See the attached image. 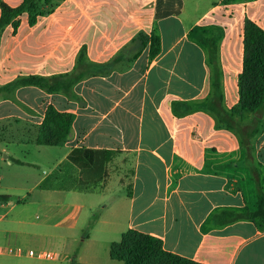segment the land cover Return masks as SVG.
<instances>
[{"label": "crops", "instance_id": "obj_1", "mask_svg": "<svg viewBox=\"0 0 264 264\" xmlns=\"http://www.w3.org/2000/svg\"><path fill=\"white\" fill-rule=\"evenodd\" d=\"M52 3L36 25L23 15L0 33V89L77 68L85 77L70 93L0 94V247L11 249L0 264H114L110 246L131 229L202 264H264L259 223L219 227L213 218L253 208L255 198L239 136L206 110L213 69L204 42L218 45L231 109L245 21L264 29V0ZM151 37L160 40L155 57ZM49 106L75 116L62 146L29 140ZM255 149L264 171V143Z\"/></svg>", "mask_w": 264, "mask_h": 264}, {"label": "trees", "instance_id": "obj_2", "mask_svg": "<svg viewBox=\"0 0 264 264\" xmlns=\"http://www.w3.org/2000/svg\"><path fill=\"white\" fill-rule=\"evenodd\" d=\"M54 8L52 0H23L17 7H11L0 0V33L9 25L18 27V18L23 15H27L29 24L34 26L40 17L51 14ZM147 41L151 42V57H155L160 49V40L151 37ZM204 42L208 47L209 64L213 69V83L206 110L215 117L219 128L230 130L239 136L241 147L245 151L244 165L249 170L248 186L255 198L253 208L222 211L215 213L213 218L219 227L250 220L264 228V171L255 159L256 143L264 132V29L249 19L245 21L239 101L231 109L225 105L218 45L211 38ZM84 60L85 57L81 54L79 62ZM83 77L85 74L78 71V68L70 74L51 78L24 77L1 88L0 94L21 86H36L53 93H70L74 84ZM74 121L73 114L62 113L49 106L43 123L36 127L29 140L41 146H62L70 138ZM5 198L0 196L1 200ZM109 252L114 264H202L170 253L164 249L159 238L132 229L124 233L119 242L113 243Z\"/></svg>", "mask_w": 264, "mask_h": 264}, {"label": "built area", "instance_id": "obj_3", "mask_svg": "<svg viewBox=\"0 0 264 264\" xmlns=\"http://www.w3.org/2000/svg\"><path fill=\"white\" fill-rule=\"evenodd\" d=\"M264 143V132L262 133V135L260 136V138L258 139L257 143H256V147L259 148L261 146V144ZM11 251V249L9 248H5V247H0V254L6 253ZM28 255H31L32 253H27ZM37 258L39 259H46L47 257L50 256L49 253L47 252H39L37 254H34Z\"/></svg>", "mask_w": 264, "mask_h": 264}, {"label": "rangeland", "instance_id": "obj_4", "mask_svg": "<svg viewBox=\"0 0 264 264\" xmlns=\"http://www.w3.org/2000/svg\"><path fill=\"white\" fill-rule=\"evenodd\" d=\"M82 249H86L85 246L82 247ZM85 251H86V250H85ZM100 254H103V251H100ZM106 255H107V253H106Z\"/></svg>", "mask_w": 264, "mask_h": 264}]
</instances>
